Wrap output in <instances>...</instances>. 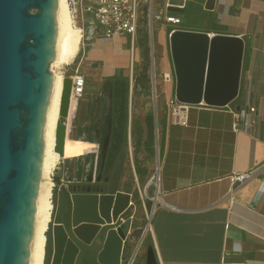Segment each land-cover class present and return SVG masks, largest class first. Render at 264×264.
<instances>
[{
    "label": "water",
    "instance_id": "1",
    "mask_svg": "<svg viewBox=\"0 0 264 264\" xmlns=\"http://www.w3.org/2000/svg\"><path fill=\"white\" fill-rule=\"evenodd\" d=\"M57 6V0H0V264H28L53 88ZM242 53L239 37L175 32L170 39L175 98L209 107L228 104L237 93ZM72 86L65 78L62 118L69 114ZM65 132L59 122L54 150L60 156ZM53 182L61 185L59 177ZM61 190L66 212L52 226L51 264H120L132 223L130 196L99 194L95 187L85 193Z\"/></svg>",
    "mask_w": 264,
    "mask_h": 264
},
{
    "label": "crops",
    "instance_id": "2",
    "mask_svg": "<svg viewBox=\"0 0 264 264\" xmlns=\"http://www.w3.org/2000/svg\"><path fill=\"white\" fill-rule=\"evenodd\" d=\"M188 2L173 14L181 18ZM202 9L210 30L177 29L239 37L243 90L236 103L264 112L254 75L257 67L264 88V0H205ZM168 45L169 56L161 59L174 74L169 39ZM160 131L159 197L139 264H264V121L258 120L256 134L235 132L230 111L199 104L190 107L187 126L163 116ZM245 172L253 177L230 195L229 176ZM130 217L135 236L141 227Z\"/></svg>",
    "mask_w": 264,
    "mask_h": 264
},
{
    "label": "rangeland",
    "instance_id": "3",
    "mask_svg": "<svg viewBox=\"0 0 264 264\" xmlns=\"http://www.w3.org/2000/svg\"><path fill=\"white\" fill-rule=\"evenodd\" d=\"M205 0H190L181 16V28L210 30L211 17L203 9ZM172 27L153 25L151 51L146 38L148 68L144 72V60L139 47L146 36L141 31L132 46L128 37L112 40L82 39V50L70 65H60L53 70L66 78L79 77L82 92L72 113V126L78 138L92 139L99 143V154L86 158L60 161L53 171L52 179L59 177L61 185L52 189L53 206L51 222L64 210L62 187L72 193H84L95 187L97 192L120 193L130 196V215L137 226L144 227L151 216L157 193L155 180L160 159V123L171 118V101L175 97V78L163 83L160 67L162 53L169 56L168 33ZM85 45V47H84ZM85 48V49H84ZM86 50V55L85 54ZM157 67V79H150L152 70L150 56ZM167 60V58H166ZM51 68V66H50ZM145 73L146 87L137 85ZM255 91L263 95L261 72L255 70ZM127 108V140L122 145V133ZM94 173L95 179L88 177ZM151 201L150 207L146 202ZM51 224L48 230L51 232ZM141 230L135 232L140 235ZM146 240V239H145ZM47 243V238H46ZM46 247V245H45ZM127 249H132L129 242ZM140 253L134 264H139Z\"/></svg>",
    "mask_w": 264,
    "mask_h": 264
},
{
    "label": "built area",
    "instance_id": "4",
    "mask_svg": "<svg viewBox=\"0 0 264 264\" xmlns=\"http://www.w3.org/2000/svg\"><path fill=\"white\" fill-rule=\"evenodd\" d=\"M180 5H170V0H67L73 24L81 30L82 39H99V40H112L119 37H128L131 45L135 41L141 31H145L146 38L151 44V51L153 49V25L156 23L170 25L173 27L168 33V39L174 35L175 32H188L177 29L181 25V18L176 14L168 11L169 7L185 8L188 0H180ZM243 53L240 64L238 88L235 98L223 107L230 111L233 115V130L235 132H248L257 133L258 120L264 121V112H258L254 106L246 104L242 106L236 103L240 97V92L243 90L241 80ZM261 64L264 67V47L261 53ZM152 59V55H151ZM152 70L150 72V79L155 82L157 79V67L155 60H151ZM172 74L162 72L161 79L164 84L171 81ZM194 104H188L178 101L175 97L171 101V121L175 125L187 126V114L190 107ZM254 137V136H252ZM256 138V137H254ZM253 177L252 173H232L229 180L232 184L230 195L241 184L250 180ZM155 180L160 181L157 172L156 177L153 176L151 183ZM159 192L156 193L154 198L155 202L158 201ZM131 218V225L128 236L123 240L120 255V264H134L136 254L139 253L147 234L150 232V218L147 220L146 225L141 229L139 236L133 235L132 225L133 217ZM124 222V220H122ZM132 244V249L128 250V243Z\"/></svg>",
    "mask_w": 264,
    "mask_h": 264
},
{
    "label": "bare ground",
    "instance_id": "5",
    "mask_svg": "<svg viewBox=\"0 0 264 264\" xmlns=\"http://www.w3.org/2000/svg\"><path fill=\"white\" fill-rule=\"evenodd\" d=\"M57 3L56 20L58 34L55 45L54 60L50 68L53 72L54 79L52 94L45 118L41 177L36 197L28 264H44L46 232L48 231L53 211L51 197L52 189L55 186L52 179L54 169L60 161L86 158L89 156L96 157L99 154V143L92 139L78 138L76 131L72 126V113L82 92L83 83L79 77L71 78L73 86L70 109L67 118H62L59 115L63 82L66 77L57 74L53 68L60 65H70L77 58L82 50V34L81 30L73 24L67 0H57ZM196 33L204 32L196 31ZM204 34H208L211 38L218 35L228 36L215 33ZM84 55H86V50ZM160 67L165 74L168 73L166 59L162 58L160 60ZM59 122L63 123L66 129L64 152L62 156L54 150L57 125ZM158 169L159 166H157L156 170L158 171ZM88 179L89 181L96 180L95 174L92 173ZM156 188L157 192H159L158 181L156 182Z\"/></svg>",
    "mask_w": 264,
    "mask_h": 264
},
{
    "label": "trees",
    "instance_id": "6",
    "mask_svg": "<svg viewBox=\"0 0 264 264\" xmlns=\"http://www.w3.org/2000/svg\"><path fill=\"white\" fill-rule=\"evenodd\" d=\"M139 47L141 49V53H142L144 60H147V62H145V65L143 67V71L145 72L148 68V52H149V49L146 46V36L143 37V39H141ZM140 84L143 87H146V75H145V73L142 76V82H141V78L137 82V85H140ZM127 115H128L127 108L125 106V121H124V126H123V133H122V145H124L126 143V140H127V118H128ZM146 204H147V207H150V201H147ZM49 233H50V231L48 230L46 232L47 242H49Z\"/></svg>",
    "mask_w": 264,
    "mask_h": 264
},
{
    "label": "flooded vegetation",
    "instance_id": "7",
    "mask_svg": "<svg viewBox=\"0 0 264 264\" xmlns=\"http://www.w3.org/2000/svg\"><path fill=\"white\" fill-rule=\"evenodd\" d=\"M75 193V192H73ZM85 193V192H84ZM99 193V192H98ZM63 195V194H62ZM63 199H64V196H63ZM64 210L63 211H60L55 220H57L56 222H53V223H50V227H51V231H52V226L54 224H57V223H60L61 222V219H62V216L63 214L66 212V203H65V199H64ZM53 245H52V241H51V232L49 233V242L46 243V247H45V257H44V264H51L52 263V260H53Z\"/></svg>",
    "mask_w": 264,
    "mask_h": 264
}]
</instances>
